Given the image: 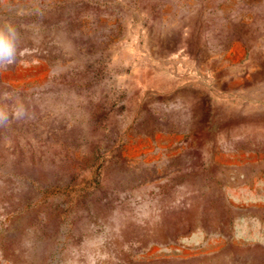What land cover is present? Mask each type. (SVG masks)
I'll return each instance as SVG.
<instances>
[{"label":"rangeland","instance_id":"374dc122","mask_svg":"<svg viewBox=\"0 0 264 264\" xmlns=\"http://www.w3.org/2000/svg\"><path fill=\"white\" fill-rule=\"evenodd\" d=\"M0 36V264H264V0H0Z\"/></svg>","mask_w":264,"mask_h":264},{"label":"crops","instance_id":"0c3cea01","mask_svg":"<svg viewBox=\"0 0 264 264\" xmlns=\"http://www.w3.org/2000/svg\"><path fill=\"white\" fill-rule=\"evenodd\" d=\"M257 57H256V62H254L255 67L254 70L256 71H263L264 70V46H261L257 48ZM264 86V84H263ZM262 96H264V87L261 92Z\"/></svg>","mask_w":264,"mask_h":264},{"label":"clouds","instance_id":"9594fccd","mask_svg":"<svg viewBox=\"0 0 264 264\" xmlns=\"http://www.w3.org/2000/svg\"><path fill=\"white\" fill-rule=\"evenodd\" d=\"M0 48H2L4 51L9 50V45L4 40L3 36H0ZM17 115H20V113H17ZM5 119H6V117L3 114H0V122H3V120H5Z\"/></svg>","mask_w":264,"mask_h":264}]
</instances>
